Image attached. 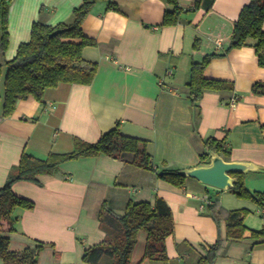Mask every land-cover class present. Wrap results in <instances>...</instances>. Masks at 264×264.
Returning a JSON list of instances; mask_svg holds the SVG:
<instances>
[{
  "label": "crops",
  "instance_id": "obj_1",
  "mask_svg": "<svg viewBox=\"0 0 264 264\" xmlns=\"http://www.w3.org/2000/svg\"><path fill=\"white\" fill-rule=\"evenodd\" d=\"M7 50L0 49V64L14 58L21 43L31 38L36 21L57 25L71 22L84 0H8ZM249 0H98L83 22V32L97 45L83 48V57L96 62L90 84L60 83L48 88L42 100L30 96L18 102L14 113L2 117L6 65L0 79V188L25 151L37 158L51 152H70L74 137L95 142L118 123L121 131L148 140L156 170L143 169L111 156L73 159L63 163L43 184L20 180L13 191L34 201L32 209L14 212L10 249L41 246L37 264H89L83 254L97 237L103 203L123 214L131 201L163 197L172 209L175 229L166 240L168 264H192L216 242L220 225L203 209V197L218 200L227 210L248 208L253 229L264 227V205L226 196L189 177L183 187L161 179L164 169L187 170L200 164L205 140H225L228 161L244 162V186L264 193V66L253 46L233 48L214 57L205 69L210 78L233 83L232 91H206L199 106L189 98L188 81L193 61L221 53L230 44L235 22ZM115 4L117 8L110 7ZM179 10L176 24H164L167 11ZM264 29V22H263ZM195 42H197L195 46ZM237 99L236 106L231 100ZM232 176V175H231ZM237 181L236 176H232ZM246 200L248 202H244ZM145 231L139 232L131 264H163L144 258ZM214 264H264V241L245 238L229 241Z\"/></svg>",
  "mask_w": 264,
  "mask_h": 264
},
{
  "label": "trees",
  "instance_id": "obj_2",
  "mask_svg": "<svg viewBox=\"0 0 264 264\" xmlns=\"http://www.w3.org/2000/svg\"><path fill=\"white\" fill-rule=\"evenodd\" d=\"M98 0H84L73 11L71 22H61L57 25L36 21L32 25L31 38L19 45L14 58L0 64V79L3 67L6 65L5 89L2 101V117L11 116L20 100L30 96L42 100L48 88L60 83L90 84L98 70V64L83 57V48L87 45H97V41L87 37L83 32V22ZM172 1V0H171ZM110 7L117 8L115 4ZM9 1L0 0V49L5 52L9 46ZM178 8L167 11L164 24L172 25L178 21ZM264 0H249L243 7L235 22L230 44L223 52H213L203 57L201 61H193L190 67V77L187 83L189 98L194 106H199L200 99L206 91H232V82L210 78L205 75V69L216 56H223L233 48L253 46L258 55L259 64L264 66ZM197 42H195V46ZM255 93L264 94V84L253 86ZM1 105V95H0ZM210 152H216L229 157L225 148V140L209 137L205 140V151L200 154V164L210 162ZM105 154L143 169L156 170L152 155L148 150V140L126 135L119 123L101 134L95 142H88L74 137V149L70 152H51L46 158H37L23 152L20 161L12 167L6 182L0 188V261L2 264H37V252L41 248H27L23 251L10 249V238L4 233L13 230L14 212L18 208L32 209L33 200L17 195L13 191L16 181H32L43 184V176H55L63 163L84 157ZM237 181L230 189L240 198L251 199L264 205V193H251L244 186V173H231ZM158 176L168 183L183 187L188 176L181 170L164 169ZM214 220L220 225L225 221V234L219 231L215 243L210 244L205 254L200 255L198 264H214L218 254L229 241H239L253 238L264 241V227L253 229L245 219L251 213L248 208L227 210L214 200L208 205ZM6 222L7 228H3ZM100 227L105 232V238L98 244L87 247L83 260L89 264H131L133 251L138 241L139 232L147 234L145 259L168 264L166 240L173 234L175 221L168 202L156 196L154 200H131L123 214H116L105 201L99 214Z\"/></svg>",
  "mask_w": 264,
  "mask_h": 264
},
{
  "label": "water",
  "instance_id": "obj_3",
  "mask_svg": "<svg viewBox=\"0 0 264 264\" xmlns=\"http://www.w3.org/2000/svg\"><path fill=\"white\" fill-rule=\"evenodd\" d=\"M249 169L251 166L247 163L228 161L222 155L210 152L209 163L199 164L192 169L181 170V173L219 190H225L231 189L236 182L231 173H244Z\"/></svg>",
  "mask_w": 264,
  "mask_h": 264
},
{
  "label": "rangeland",
  "instance_id": "obj_4",
  "mask_svg": "<svg viewBox=\"0 0 264 264\" xmlns=\"http://www.w3.org/2000/svg\"><path fill=\"white\" fill-rule=\"evenodd\" d=\"M150 171L155 172V171H153V170H150ZM233 193H234L233 191H230V193H226V196H228V197L232 196V197L238 199V197H236L235 195H232ZM238 200H239V199H238ZM247 200H248V199H247ZM243 201H244V202H248V201H246V200H243ZM249 216H250V217L253 216L254 219H258V218L260 217L259 213L255 212V210H251V213L249 214ZM99 226H100V224H99ZM3 228H7V224H6V222H4V224H3ZM99 231H101V232H99V233L97 234V237H99V238H94V239H92V240H89L88 247L100 243V242L105 238V232H104V230H103L101 227H99ZM0 264H2V261H0ZM190 264H191V263H190ZM192 264H198V263L195 262V263H192Z\"/></svg>",
  "mask_w": 264,
  "mask_h": 264
},
{
  "label": "built area",
  "instance_id": "obj_5",
  "mask_svg": "<svg viewBox=\"0 0 264 264\" xmlns=\"http://www.w3.org/2000/svg\"><path fill=\"white\" fill-rule=\"evenodd\" d=\"M232 106H236V104H237V99L236 98H233L232 100H231V103H230ZM202 201H203V205H201V208L203 209L205 206H207V205H209L211 202H212V200H211V198L208 196V195H205L204 197H203V199H202Z\"/></svg>",
  "mask_w": 264,
  "mask_h": 264
}]
</instances>
